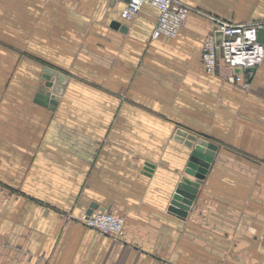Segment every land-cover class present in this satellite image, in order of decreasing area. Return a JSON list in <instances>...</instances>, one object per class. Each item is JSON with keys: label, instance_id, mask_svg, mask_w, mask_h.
Here are the masks:
<instances>
[{"label": "crops", "instance_id": "1", "mask_svg": "<svg viewBox=\"0 0 264 264\" xmlns=\"http://www.w3.org/2000/svg\"><path fill=\"white\" fill-rule=\"evenodd\" d=\"M184 1L178 35L153 38L151 5L127 20V0H0V264H264V61L249 88L202 62L217 20L263 21L264 0ZM46 66L53 109L35 101ZM179 129L218 146L185 217ZM92 202L125 233L84 225Z\"/></svg>", "mask_w": 264, "mask_h": 264}, {"label": "built area", "instance_id": "2", "mask_svg": "<svg viewBox=\"0 0 264 264\" xmlns=\"http://www.w3.org/2000/svg\"><path fill=\"white\" fill-rule=\"evenodd\" d=\"M146 5L155 7L159 12L152 31L153 38L178 35L185 19L194 10L184 0H128L122 11L123 17L134 19ZM263 26L264 20L241 23L217 20L215 30L207 37L202 48L205 71L216 74L224 65L230 69L225 76L228 81L249 88L247 73L264 61V43L258 39V31ZM217 31L223 33L221 42L217 40ZM238 68L243 72H237ZM80 220L87 227L104 234L121 236L125 233V218L106 208L94 209L90 214L85 211Z\"/></svg>", "mask_w": 264, "mask_h": 264}, {"label": "water", "instance_id": "3", "mask_svg": "<svg viewBox=\"0 0 264 264\" xmlns=\"http://www.w3.org/2000/svg\"><path fill=\"white\" fill-rule=\"evenodd\" d=\"M113 25L121 26L123 31L128 29L126 25H122L118 21H114ZM216 35L217 40L221 42L223 39V33L221 31H217ZM258 39L264 43V26L258 31ZM236 71L243 72V69L238 68ZM42 78L44 80V84L39 87V90L36 93L35 101L53 109L58 104L60 95L64 89V84L61 81V75L56 69L46 66L44 68ZM177 138L184 141L189 147H192V153L189 157V161L187 162L185 172L186 174L192 176L194 180L189 177H184L182 179L179 183V187L173 195L169 210L179 216L185 217L196 198L198 186L205 178L211 165V159L215 156L218 146L216 143L209 141L205 137H197L195 134L182 131L181 129L177 131ZM154 168V163L146 162L144 166L145 174L151 175ZM97 208L105 209V207L100 206L98 203L92 202L87 210V213L90 214Z\"/></svg>", "mask_w": 264, "mask_h": 264}, {"label": "rangeland", "instance_id": "4", "mask_svg": "<svg viewBox=\"0 0 264 264\" xmlns=\"http://www.w3.org/2000/svg\"><path fill=\"white\" fill-rule=\"evenodd\" d=\"M63 91H64V89H63ZM63 93V92H62Z\"/></svg>", "mask_w": 264, "mask_h": 264}]
</instances>
